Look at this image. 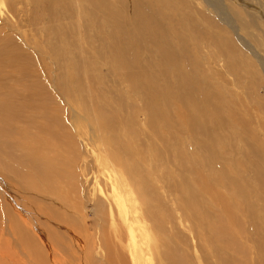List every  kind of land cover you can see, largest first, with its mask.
I'll return each mask as SVG.
<instances>
[{
  "label": "bare ground",
  "instance_id": "obj_1",
  "mask_svg": "<svg viewBox=\"0 0 264 264\" xmlns=\"http://www.w3.org/2000/svg\"><path fill=\"white\" fill-rule=\"evenodd\" d=\"M29 3L35 12L46 11L47 32L54 42L47 41L45 46L32 43L26 37L30 33L25 36L10 25L0 26V222L21 248V258H8L0 264H46L47 257L57 264L56 250L63 252L67 244L39 227L47 221L61 231L51 219L67 226L62 227L61 235L67 236L71 246L80 239L70 228L81 223L78 231L82 228V234L90 225L95 236L87 239L101 250L97 256L100 264H128L122 251L132 248L139 250L144 264H190L183 251L174 249V234L166 229L154 205L156 188L151 184H156L158 167L156 124L172 137L183 134L193 138L188 145H192L195 157L171 150L172 156L200 157L201 167L211 166L207 170L210 182L196 177L194 187H187L188 199L184 193L178 202L192 233L205 243L203 253L209 250L219 264H250L242 243L245 239L255 251L253 264H264V165L250 145L255 143L256 133L248 119L250 109L259 113L257 125L264 134V107L251 104L250 109L244 108L243 102L233 105L214 95L196 62H190L187 37L179 33L169 39L157 37L166 34V29L158 26L156 13L166 8L156 0ZM64 20L69 23L64 25ZM143 37L147 38L145 45ZM94 38L101 43L98 50L91 47ZM76 51L78 57L73 56ZM154 56L157 62H150ZM100 64L128 84V99L138 97L141 107L129 100L127 106L121 95H103L96 74ZM139 114L144 116L143 129L148 131L147 144L139 139L145 134L139 135ZM84 127L88 142L101 146L97 149L102 155L94 160L96 167L91 163L94 172L89 165L80 167L84 162L76 137ZM232 143L240 144L239 151L249 159L250 168L234 164L227 153L234 150L229 147ZM86 171L96 175L95 179L104 178L107 193L99 190L96 196L82 195L80 179ZM240 171L247 173L248 180L242 182ZM210 183L229 194L228 200H223L219 191L212 196V191L206 190ZM205 197L217 207L218 214L206 207ZM85 200L92 202L91 213L84 210ZM116 216L126 234L116 230Z\"/></svg>",
  "mask_w": 264,
  "mask_h": 264
},
{
  "label": "rangeland",
  "instance_id": "obj_2",
  "mask_svg": "<svg viewBox=\"0 0 264 264\" xmlns=\"http://www.w3.org/2000/svg\"><path fill=\"white\" fill-rule=\"evenodd\" d=\"M156 1L158 2V4L159 2L163 4V8H166L161 12L159 11L160 14L156 13L158 14V26L164 27L166 29V34L158 35L157 37L164 39L167 36L169 39L173 34L177 35L178 33L180 36L183 35L184 37H187L188 45L186 46V49L188 51V57L191 56L190 62H196L198 72L206 80V83L210 86V90L215 93L214 95L218 96L219 98L221 96L224 101L231 102L233 105H239L241 104V102H243L244 104L242 106L244 108L250 109L251 104H258L264 107V0ZM8 2L9 0H0V26L10 25L13 28L19 29L21 32L25 33V36L30 33L26 37L32 43H40L41 45L45 46L44 44L47 41H51L52 43L54 42V40L52 41V35L47 32L48 16L43 8L42 10L39 9L37 12H35V9L32 7L31 3H29V0H22V3L21 0H11L10 2L12 4ZM11 8L14 12L10 11L12 10ZM40 13L42 14V19ZM64 21V25H67L69 23L68 20ZM15 24L19 27H15ZM26 25L29 27H27ZM194 37H198V40L192 42L191 39ZM145 38L143 37L142 39L144 45ZM90 44L93 49L95 48V50H98L101 47V43L97 38H94V42ZM150 46L151 45L147 47L150 48ZM83 47L87 48V45L84 44ZM79 54L80 53L76 51L73 56L78 57ZM88 56L89 55H87L86 58H88ZM145 61H149L147 57ZM153 61L157 62L156 56L151 57L150 62ZM96 68V74L98 77L97 81L99 82V86L104 90L103 95H105L107 98H111L116 94L121 95L126 105L127 103H129V101H132V103H134L136 107H141L142 101L138 97L133 96L132 98H130L131 100L128 99L129 95L127 94V92L129 90V87L123 79H120L114 74L112 75L103 64H100V67L97 66ZM85 81L87 84L88 79L85 78ZM172 85L174 84L172 83ZM252 110L253 109H250L248 119L250 128L256 133V140L255 143H250V145L256 152H258L259 160L261 164L264 165V134L260 132V129H258L257 125L260 114H257L254 110ZM228 117L229 116H227L226 118ZM237 117L242 116L238 114ZM136 121V124L139 127L138 130L141 131L139 135L145 132V134L141 135L139 139L143 143L147 144L148 142L146 139V133L148 131L146 129H143L144 116L139 114ZM87 132L88 130L86 127L80 130V137H76V147L79 148V150L77 149V151L83 154L80 155L81 157L79 156L80 159L84 162L83 164H80V167L83 168L85 165H89L88 169L90 170V172H94L93 167H96L94 160L97 156L102 155V152L98 151L97 148H100L101 146L98 144L92 145L91 140L88 142L89 135L87 134ZM177 138L178 140L175 146L174 141ZM224 139L227 140L228 137ZM188 141L191 144L193 138H189L183 134H179L178 137H172L168 133H166L159 125L156 124V161L158 167L156 168V177L154 178L156 180V184H151L152 188H154V186L156 188V203L154 202V205L156 206V211L159 213L160 217L164 219L166 229L170 231L171 235L174 234V239H176V241L174 242V249L183 251L188 263L219 264L218 259L209 250L203 253V250H201L205 246L203 239L192 233L189 223L182 217V211L178 204V202L183 198L182 196H184V193V198L188 199L187 187H194L193 180L196 177H201L204 181L210 182L209 172L207 170L211 169V166L209 164H206L204 167H201L200 164H202L203 161L200 157L186 159L185 157L175 158L174 156H172L171 150L173 153H177V151H180L181 153L182 151H186L188 153L187 157H195V155L191 153L192 145L189 146ZM231 146H233L234 150L227 153L229 157H233V160L235 162L234 164H237L238 166H240V164H245L248 168H250L249 166L251 164L249 159L244 155V153H240L239 151L240 144L232 143L229 147ZM176 147L184 148L177 149ZM95 148L97 149V151ZM94 152L96 153L94 154ZM93 154L96 156H94ZM181 159L183 160L181 161ZM225 159L227 158L225 157ZM192 164L196 165L188 169L187 167ZM85 173L86 174H83L82 178L80 179V184L82 186V195L96 196L99 194V190H101L102 194L107 193L108 189L104 186V178L97 177L95 179L94 176L96 175H91L90 173L87 174V171ZM238 174L242 182H244V180H248L249 178L245 171H240ZM209 186L210 187L206 190L212 191V196L214 195V192L219 191L220 197L223 200H228V198L230 197V195L227 194L220 186L214 187L211 183L209 184ZM20 196L23 197L21 194ZM88 201L89 200H85L84 202V210H87V212L91 213L92 204H89L92 202L89 203ZM203 201L207 204L206 207L208 209L210 208L214 211L215 214H218L217 207L209 202L208 197L203 198ZM53 208H56V211H61L56 206H54ZM85 212L86 211H84V213ZM40 214L42 215V213ZM44 217L46 218L45 215ZM170 218L173 219V221ZM51 220L52 222L54 221L56 225H59L62 230V227H67L66 225L59 224L55 219ZM166 221H169V223H166ZM78 222L80 223L79 220ZM172 222H174V225H172L173 228L171 226ZM41 224L42 225H39V227H41L48 233L51 232L54 235L58 236L57 239L59 238L61 239L62 243L65 242V245L67 244L63 252L54 249L56 250V255L59 256L57 260L59 262L56 261L57 264H60L61 261V264H91L90 261L93 258L94 259L92 260V264H100L98 262L97 256H99V252L101 250H97L96 245L93 244L94 242L89 241L91 239H89V237H92L91 234H93V237L95 236V233L93 230H91L90 225H88L89 227L87 229V232L82 233L83 235L81 234L82 228L80 231H78V228L81 227V223L79 224V227L78 225L74 226L73 229L69 227L72 232H76L74 233L77 236L78 240L80 239V243L78 241V244L76 246H71V243H69L66 238L67 236H62V230H58L59 228L57 229V226L55 227L47 221H44V223ZM22 226L25 227L28 225L24 224ZM121 226L122 225L119 224V218L117 217L115 224L116 230L123 233V229H125V227ZM146 226L148 228L150 236L154 237L149 223H146ZM110 227L111 225H108V227H106L108 232L111 231ZM6 229L7 228L5 226V223L0 222V261L5 263L7 262L8 258H21V248L15 245L16 242L12 239L11 235ZM150 238L151 237H149L147 241H149V244H152V242H150ZM81 239H83V241ZM7 240H9V242ZM91 241H93V239ZM202 243L204 245H202ZM242 243L246 245L244 249L247 248V262L253 264L256 257L252 244L245 239H242ZM3 244H5L6 247ZM89 245L90 247H88ZM240 245L242 246L243 244ZM141 247L145 248L143 244L141 245ZM86 248L92 249L93 251H88ZM49 249L50 248H48V252H51V250ZM7 252H11V255L7 254ZM122 252L126 257L128 264H132L131 259L133 258L134 260H136L137 264H144V258L141 254H139V250H137L136 248H132L131 251L125 249ZM89 253L91 256H93L91 257ZM45 254L47 255L46 251ZM3 258L5 259V261ZM84 261L87 262L85 263ZM46 262V264H53L50 259H48V257L46 259ZM153 263H155L154 260Z\"/></svg>",
  "mask_w": 264,
  "mask_h": 264
}]
</instances>
